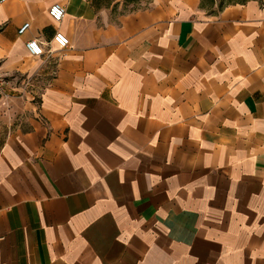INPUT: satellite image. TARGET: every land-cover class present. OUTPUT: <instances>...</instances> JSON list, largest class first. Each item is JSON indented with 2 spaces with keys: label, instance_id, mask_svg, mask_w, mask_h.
<instances>
[{
  "label": "crops",
  "instance_id": "0c3cea01",
  "mask_svg": "<svg viewBox=\"0 0 264 264\" xmlns=\"http://www.w3.org/2000/svg\"><path fill=\"white\" fill-rule=\"evenodd\" d=\"M108 1L0 0V264H264V0Z\"/></svg>",
  "mask_w": 264,
  "mask_h": 264
},
{
  "label": "built area",
  "instance_id": "2783aa9c",
  "mask_svg": "<svg viewBox=\"0 0 264 264\" xmlns=\"http://www.w3.org/2000/svg\"><path fill=\"white\" fill-rule=\"evenodd\" d=\"M49 15L55 22H62L66 15V8L61 3H54L49 8ZM31 27L30 22H25L21 25L18 30L20 35L25 34ZM51 42H55L60 48H67L70 46L71 41L70 38L64 34L63 32L57 31L52 40L48 43L41 40L40 38H31L26 42V48L29 53L34 57H40L45 55L46 53L51 54L53 52V48L51 47ZM48 47V48H47ZM30 85V82L26 81L23 83L24 88H27ZM17 89H14L11 82L0 73V98L5 100H9L14 96V92ZM20 94V93H19Z\"/></svg>",
  "mask_w": 264,
  "mask_h": 264
},
{
  "label": "rangeland",
  "instance_id": "374dc122",
  "mask_svg": "<svg viewBox=\"0 0 264 264\" xmlns=\"http://www.w3.org/2000/svg\"><path fill=\"white\" fill-rule=\"evenodd\" d=\"M153 0H122V2H118L114 8H113V12L118 14V13H126L129 11H134L137 10L139 8H143L145 6H149L150 3ZM108 0H102V3H108ZM220 2V1H219ZM204 11L207 14H213L215 13V11H217V5H215L213 8H206L204 9ZM30 80V85H31V79H27V82ZM29 85V86H30Z\"/></svg>",
  "mask_w": 264,
  "mask_h": 264
},
{
  "label": "trees",
  "instance_id": "16d2710c",
  "mask_svg": "<svg viewBox=\"0 0 264 264\" xmlns=\"http://www.w3.org/2000/svg\"><path fill=\"white\" fill-rule=\"evenodd\" d=\"M220 1V2H219ZM249 0H202L201 7L202 8H213L215 5H217V11L219 12L223 10L225 7L237 4V3H246Z\"/></svg>",
  "mask_w": 264,
  "mask_h": 264
}]
</instances>
